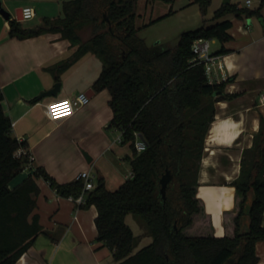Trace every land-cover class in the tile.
I'll return each mask as SVG.
<instances>
[{
  "label": "trees",
  "instance_id": "obj_1",
  "mask_svg": "<svg viewBox=\"0 0 264 264\" xmlns=\"http://www.w3.org/2000/svg\"><path fill=\"white\" fill-rule=\"evenodd\" d=\"M171 2V0H166ZM138 0H67L63 16L46 19L37 28H24L10 19L9 34L28 38L46 32H61L78 48L73 55L51 68L59 74L88 51L103 62L93 88L107 89L113 111L110 127L121 130L123 144H129L132 176L117 189H109L104 178L85 192L80 205H95L97 240L113 251L115 264H258L256 243L264 241V117L248 161L243 156L239 176L233 181L236 206L228 210L225 221L233 231L224 236L213 233L211 220L198 197V173L205 139L215 118L217 101L236 94L226 93L229 78L211 83L203 63H190L192 45L197 38L230 39L229 15L238 18L260 16V9L223 4L209 24L206 18L196 29L183 32L178 44L153 49L139 34ZM205 16L212 0H192ZM90 28L83 40L79 28ZM0 87V264H14L41 233L59 241L56 233L41 226L35 212L42 177L59 196L78 197L84 181L60 183L40 166L15 188L11 181L24 170L26 156L16 151L27 142L12 135V120L4 110ZM137 134L148 143L141 152L135 147ZM172 176L163 192V180ZM134 214L146 225L152 242L135 251L136 236L126 217ZM249 221L244 224V215Z\"/></svg>",
  "mask_w": 264,
  "mask_h": 264
},
{
  "label": "crops",
  "instance_id": "obj_2",
  "mask_svg": "<svg viewBox=\"0 0 264 264\" xmlns=\"http://www.w3.org/2000/svg\"><path fill=\"white\" fill-rule=\"evenodd\" d=\"M65 1L0 0V6L11 12L10 19L21 22L24 28H37L48 18L63 16ZM247 1L230 0V3L260 9L261 15L243 18L229 15L230 39L224 43L211 41V48L216 43L213 52L221 56L224 70L216 66L214 80L210 82L220 83L230 78L225 91L236 94L215 103V118L205 139L198 173V197L217 236L233 231V222L225 221L227 211L236 206L232 183L240 174L244 150L253 146L264 117V0H251L250 4ZM223 4H226L224 0ZM26 6L35 9L33 23L25 24L28 20L22 17ZM10 19L0 13V87L4 110L12 120V135L27 142L35 157V167H44L60 183L77 180L79 173L87 169L94 175V182L104 178L109 189L124 183L132 176L128 159L132 152L124 149L123 140L119 141L123 132L109 126L113 117L109 91L96 92L93 88L104 66L102 60L88 51L63 70L58 80L51 68L71 57L78 47L61 32L23 39L12 37ZM78 31L83 40L89 38V27ZM58 82L61 88L57 94H47ZM81 92L90 96V102L76 106L73 101ZM118 131L122 133L111 138V133ZM85 152L92 158L91 162ZM109 153V169L100 170L92 164ZM126 164L131 166L130 171L122 175ZM31 174L32 171L24 169L10 187L15 188ZM37 179L40 194L35 212L40 215L41 226L60 239L54 242L48 234L41 233L14 264H115L113 251L97 240L96 206L82 208L76 200L59 196L42 177ZM243 221L248 223V214ZM256 253L258 264H264V241L256 243Z\"/></svg>",
  "mask_w": 264,
  "mask_h": 264
},
{
  "label": "rangeland",
  "instance_id": "obj_3",
  "mask_svg": "<svg viewBox=\"0 0 264 264\" xmlns=\"http://www.w3.org/2000/svg\"><path fill=\"white\" fill-rule=\"evenodd\" d=\"M147 1L138 0L137 2V27L139 28V35L146 40L147 45L159 50L175 47L182 33L201 26L204 18L208 20L209 24L216 22L213 19L214 14L222 6L223 2V0H212L213 3H211L208 12L204 16L199 4L192 3V0H171V2H167L166 0H149L148 3ZM33 22L34 20L32 19L26 21L25 24ZM215 44L212 43V52L216 46ZM118 132L111 133V138L114 139L122 133ZM118 145L120 144L118 143ZM124 145L126 146L124 149L132 152L129 144ZM109 155L110 153L100 160H94L92 164H96L100 170L109 169L111 167L107 159ZM244 155L249 161L252 153L249 151ZM122 168V175H124L130 171L131 166L126 164ZM97 181L98 179L95 182ZM119 186L120 184L110 187L111 189H117ZM126 222L135 232V251L141 250L142 247L152 242V238L144 234L146 233L144 229L146 225H144V221L140 217L130 214Z\"/></svg>",
  "mask_w": 264,
  "mask_h": 264
},
{
  "label": "built area",
  "instance_id": "obj_4",
  "mask_svg": "<svg viewBox=\"0 0 264 264\" xmlns=\"http://www.w3.org/2000/svg\"><path fill=\"white\" fill-rule=\"evenodd\" d=\"M248 4L251 3V0L247 1ZM22 17L23 19L29 20L35 17V9L31 6H26L22 9ZM211 39L207 38H197L194 40L192 45V51H194V57L190 60V63L196 64V63H203L205 66L206 74L209 78V81L214 80L215 72L214 69L217 66L221 71L224 70L223 64L221 61V56L219 54H216L212 52L211 50ZM222 78H225V74L221 75ZM77 98L74 99V105L76 106H83L90 102V96L86 92H81L76 96ZM137 138L135 140V147L138 149L139 152L146 150L148 143L145 139L140 137V134L136 135ZM123 138L119 137V141H122ZM16 156H26L28 158V163L25 166V170H29L34 172L35 170V157L30 152L28 146L27 147H21L16 151ZM78 178L82 179L85 183L84 185V192L79 195L78 197H70L72 200H76V202L79 204H83L86 200L85 192L88 190H92L96 187V184L94 182V175L91 173L89 169L83 170L79 173Z\"/></svg>",
  "mask_w": 264,
  "mask_h": 264
},
{
  "label": "water",
  "instance_id": "obj_5",
  "mask_svg": "<svg viewBox=\"0 0 264 264\" xmlns=\"http://www.w3.org/2000/svg\"><path fill=\"white\" fill-rule=\"evenodd\" d=\"M224 3L229 4L230 3V0H224ZM0 13H2L7 19H10L11 18V14H10L11 12L7 11L2 6H0ZM18 18L19 19H22V17H18ZM60 88H61V83L58 82V83L55 84V86L53 87L52 90H50V91H48L46 93L47 94H57V92L60 90ZM140 137L143 138V139H145L143 135H140ZM84 154H85L87 160L89 162H91L92 161V158L89 156V154L86 153V152ZM171 177L172 176L170 175V173H167L166 176L164 177V180H163V188H162L163 192L165 191L166 185L170 181Z\"/></svg>",
  "mask_w": 264,
  "mask_h": 264
}]
</instances>
